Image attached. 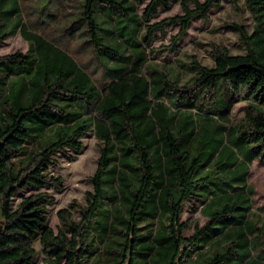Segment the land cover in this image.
I'll list each match as a JSON object with an SVG mask.
<instances>
[{
  "label": "trees",
  "instance_id": "trees-1",
  "mask_svg": "<svg viewBox=\"0 0 264 264\" xmlns=\"http://www.w3.org/2000/svg\"><path fill=\"white\" fill-rule=\"evenodd\" d=\"M222 2L252 18L231 26L244 52L214 43L211 66H167ZM173 4L182 14L156 20ZM17 35L27 51L0 56V264H35L37 243L44 264H264L249 183L264 164V0H0V45ZM89 135L93 190L54 230L53 170ZM192 204L204 224L182 221Z\"/></svg>",
  "mask_w": 264,
  "mask_h": 264
},
{
  "label": "rangeland",
  "instance_id": "rangeland-1",
  "mask_svg": "<svg viewBox=\"0 0 264 264\" xmlns=\"http://www.w3.org/2000/svg\"><path fill=\"white\" fill-rule=\"evenodd\" d=\"M171 7L169 12L165 10L160 12L156 20L182 14L178 4H173ZM209 17V22L200 18L191 22L189 31L179 45L178 54H169L162 60L167 62V66H169L168 62L172 61L175 57L188 62L189 56L191 55L197 56L203 65L211 66L212 60L208 52L211 49L210 44L214 43L228 48L232 54L237 55L244 52L239 44L238 34L231 26L240 23L250 28L252 26L250 14L246 10H243L242 13H238L229 6V3L222 2L221 8L210 11ZM215 29H217V31L213 32ZM178 30V27L169 28L167 30L168 37L160 40L158 43L167 44L169 42L168 39L176 35ZM200 43H202V46ZM27 49V43L17 35L9 38L0 45V56L11 55L15 52L25 53ZM245 108L246 104L236 106L233 112V118L239 120V118L244 115ZM83 141L85 143V148L81 154L71 152L67 156H61L59 159V168L53 170L57 176L64 179V190L60 192L56 190L51 191L56 202L49 206L48 220L50 227L54 230H56L59 225V210L70 209V206L76 205L84 207L86 204V193L93 190L92 176L97 168L101 144L93 135L83 137ZM249 183L255 190L253 196L254 209H264V164L259 160H256L252 167ZM29 191V189H26L24 193H28ZM197 206L198 205L192 204L191 208L184 213L182 221L187 220L189 216H194L201 224H204L207 219L200 216L198 212L200 207ZM191 233L192 231H188L185 235L189 236ZM36 247L39 251V256L35 264H44V256L41 253V246L39 243H37Z\"/></svg>",
  "mask_w": 264,
  "mask_h": 264
}]
</instances>
